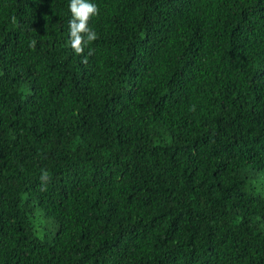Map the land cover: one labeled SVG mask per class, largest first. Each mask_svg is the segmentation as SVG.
<instances>
[{
	"label": "trees",
	"instance_id": "trees-1",
	"mask_svg": "<svg viewBox=\"0 0 264 264\" xmlns=\"http://www.w3.org/2000/svg\"><path fill=\"white\" fill-rule=\"evenodd\" d=\"M89 2L0 0V264H264V0Z\"/></svg>",
	"mask_w": 264,
	"mask_h": 264
},
{
	"label": "clouds",
	"instance_id": "clouds-1",
	"mask_svg": "<svg viewBox=\"0 0 264 264\" xmlns=\"http://www.w3.org/2000/svg\"><path fill=\"white\" fill-rule=\"evenodd\" d=\"M68 9L71 13V19L69 20L70 47L76 55H84L85 49H88L87 55H84V59L81 61L86 64L87 56H91L94 52L90 45L98 39V34L89 26V21L99 15L100 10L95 3H91L89 0H70ZM35 46L36 41H30L29 47L34 50ZM40 179L46 185L49 180L47 170L42 171ZM42 190H46V186Z\"/></svg>",
	"mask_w": 264,
	"mask_h": 264
}]
</instances>
